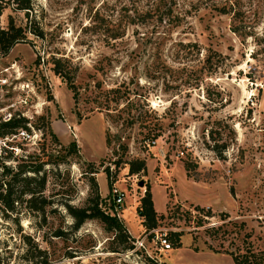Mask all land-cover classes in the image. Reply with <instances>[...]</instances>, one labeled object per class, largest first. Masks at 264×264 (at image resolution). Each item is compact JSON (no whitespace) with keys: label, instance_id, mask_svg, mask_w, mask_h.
<instances>
[{"label":"rangeland","instance_id":"obj_1","mask_svg":"<svg viewBox=\"0 0 264 264\" xmlns=\"http://www.w3.org/2000/svg\"><path fill=\"white\" fill-rule=\"evenodd\" d=\"M0 7V29L8 17L24 27L23 13ZM31 14L43 37L26 34L0 56V123L27 112L33 136L0 143V164L7 181L18 166L47 162L35 200L46 205L33 211L23 175L10 179L16 202L11 212L0 205V264H233L222 250L264 251V0H32ZM132 160L144 174H127ZM90 178L125 243L97 219L73 228L67 208L87 206ZM146 185L157 214L178 206L153 230L168 241L181 232L179 248L160 251L141 228L135 207ZM112 186L124 193L118 208ZM144 235L145 252L122 253Z\"/></svg>","mask_w":264,"mask_h":264},{"label":"trees","instance_id":"obj_2","mask_svg":"<svg viewBox=\"0 0 264 264\" xmlns=\"http://www.w3.org/2000/svg\"><path fill=\"white\" fill-rule=\"evenodd\" d=\"M0 4H3L4 6H10L13 10L16 12L23 13L24 19H25V25L24 27L17 26L14 24L11 17L7 18V24L4 29H0V56L6 55L9 50L16 44L19 43H26V34L33 35L37 38H42L43 35L40 31L34 30L31 28L30 24L33 22L32 19V0H0ZM1 8V7H0ZM31 17V18H30ZM108 33V39L109 40H115L120 38L119 33L116 32V30L106 29ZM38 58L35 57L34 62L37 63ZM60 59H52L51 65V71L53 75L65 80L66 76L63 73L60 65ZM70 88L72 89V85L70 84ZM115 90H110L109 92H114ZM27 121L23 118H11L7 122L0 123V137H7L10 135H13L16 130H26ZM27 131V130H26ZM70 154L73 156H76V148L74 144H71L69 147ZM7 158V156H6ZM63 160L60 161L62 163ZM47 162H39L37 166L35 167H29V166H18L16 172L10 176V179L19 178L21 175L23 177L19 178L21 182L24 183V190L20 193V195H26L27 203L30 204V208L35 212H41L42 208L46 205V202L43 198L41 199L40 205L36 206V199L38 196L42 197V191L44 189L45 185V176L43 174L44 165H47ZM128 169L127 174L129 176L131 175H137V174H144L145 173V166L144 162L141 160H132L126 163ZM89 167V174L95 173L94 168L91 164H88ZM9 168L3 164H0V205L2 206V209H4L7 212L13 211V203L16 202V199L11 198L10 194V179L7 181H3V178L9 175ZM41 173L40 176L38 174ZM103 173L106 178V184L109 187L107 177H108V171L107 169L103 170ZM37 181V190L33 191L28 188V185L33 182ZM89 187L93 192V198L88 200V204L84 208H67L68 214L74 219V225L73 228L77 229L84 221L89 219H97L99 222H101L107 231L113 232L114 238L116 241H118L120 244L125 243L129 240V237L127 236L125 230L122 228L121 224L116 220L114 217L110 218L109 216L104 215L98 208V188L96 183L92 178L89 179ZM39 203V202H38ZM193 211L197 212L198 214H201L203 212L202 208H199L197 206H193ZM178 209V206L172 205L166 211V214H168L170 211ZM176 213V212H173ZM172 213V214H173ZM135 214L140 219V226L144 230V233L147 231H151L156 228L158 221L163 219V214H156L151 200V195L149 192V188L146 185L145 190L143 192V195L141 198H139L138 203L135 207ZM185 214V220H189L192 216L190 212H184ZM205 216L208 215V212H205ZM195 218V217H193ZM196 222L195 225L197 227L201 226L200 218H195ZM219 231V228L215 229H207L205 232H212L216 233ZM181 232H170L169 237L170 241L166 240L169 243L170 246H172V249H177L180 247L179 239L181 237ZM130 242V245L124 247L122 253L128 252L132 249V243ZM212 253L218 254L220 251L213 250L209 248ZM222 254L227 255L233 264H264V251L259 252H253L252 249L248 244L244 246V249L240 252H236V249L233 251L231 250H222ZM151 263V262H149ZM152 264V263H151Z\"/></svg>","mask_w":264,"mask_h":264},{"label":"built area","instance_id":"obj_3","mask_svg":"<svg viewBox=\"0 0 264 264\" xmlns=\"http://www.w3.org/2000/svg\"><path fill=\"white\" fill-rule=\"evenodd\" d=\"M2 83L1 84H5V80H1ZM19 107L20 108H25L28 105V100L27 98H22L21 100H19L18 102ZM14 105H12L10 108H13ZM27 112L24 111H16L15 114L10 115V113H7L5 116H3L2 122H7L9 121L12 117L13 118H23V119H28L27 117ZM27 121V120H26ZM26 126L29 127L28 122L26 123ZM33 135H30L26 130H21L18 129L16 130V132L13 135L7 136V137H3L0 139V143L2 144H6L4 142H10L15 138H21V139H30ZM151 145H153V142H150ZM146 147L148 148L149 145L146 144ZM110 196L112 199L113 204L115 205V207H119L124 199V193L117 189L115 186H112V188L110 189ZM151 235V242L153 245H157L159 250L162 252H166L168 250H170V245L166 240V234H157V232L155 230H151L150 232H148V235ZM146 236L144 235L142 238L140 239H136L134 242L131 243L132 245V249L128 252H125L123 254H125L126 256L128 255H133L137 258V252L138 251H144L145 252V243L146 241Z\"/></svg>","mask_w":264,"mask_h":264},{"label":"crops","instance_id":"obj_4","mask_svg":"<svg viewBox=\"0 0 264 264\" xmlns=\"http://www.w3.org/2000/svg\"><path fill=\"white\" fill-rule=\"evenodd\" d=\"M184 181H185L186 184H193L192 182L190 183L189 181H187V180L185 179V177H184ZM151 199H152V196H151ZM184 201L187 202L186 200H184ZM152 203H153V202H152ZM187 203H189V202H187ZM190 204H192V203H190ZM193 205H196V204H193ZM198 206H199V205H198ZM127 209H129L128 206L124 207L123 210H122V213L124 214V212H125ZM155 213L157 214V212H155ZM163 213H164V211H163ZM163 213H161V214H163ZM121 216H122V215H121Z\"/></svg>","mask_w":264,"mask_h":264},{"label":"water","instance_id":"obj_5","mask_svg":"<svg viewBox=\"0 0 264 264\" xmlns=\"http://www.w3.org/2000/svg\"><path fill=\"white\" fill-rule=\"evenodd\" d=\"M137 186H138V187H142V186H143L142 181H139V182L137 183Z\"/></svg>","mask_w":264,"mask_h":264}]
</instances>
